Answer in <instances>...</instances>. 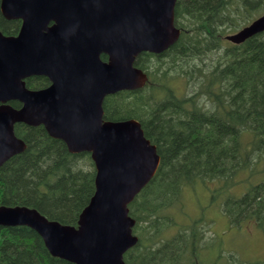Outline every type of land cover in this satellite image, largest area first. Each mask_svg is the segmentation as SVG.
<instances>
[{"label":"trees","instance_id":"16d2710c","mask_svg":"<svg viewBox=\"0 0 264 264\" xmlns=\"http://www.w3.org/2000/svg\"><path fill=\"white\" fill-rule=\"evenodd\" d=\"M263 12L264 0H177L178 39L161 53L135 59L148 76L145 86L104 98L103 118L137 119L160 156L155 174L128 205L138 242L124 254L126 262L179 264L188 252L198 255L201 220L176 224L168 212L185 199L187 187L200 183L221 181L217 191L225 195L221 207L229 224L253 221L264 231V179L248 178L264 167V32L239 44L225 39ZM14 29L0 14L1 32ZM175 76L185 79L184 96L172 87ZM25 84L42 89L48 81L30 77ZM14 132L26 147L0 165V206L25 205L76 225L95 189L90 154L69 152L42 125L17 123ZM243 171L245 189L227 194ZM175 225L177 232L161 239ZM0 264L75 263L52 256L34 230L18 225L0 226Z\"/></svg>","mask_w":264,"mask_h":264},{"label":"water","instance_id":"95a60500","mask_svg":"<svg viewBox=\"0 0 264 264\" xmlns=\"http://www.w3.org/2000/svg\"><path fill=\"white\" fill-rule=\"evenodd\" d=\"M175 2L1 0L2 14L22 23L15 36L0 31V165L26 147L15 123L43 125L69 152L90 153L95 190L76 225L25 205H1L0 226L29 227L52 256L75 264H129L123 253L138 238L128 204L153 177L160 156L138 120H104L102 102L145 84L135 57L161 53L177 40ZM262 31L264 14L226 38L240 43ZM32 75H46L51 84L28 89L24 79Z\"/></svg>","mask_w":264,"mask_h":264},{"label":"rangeland","instance_id":"374dc122","mask_svg":"<svg viewBox=\"0 0 264 264\" xmlns=\"http://www.w3.org/2000/svg\"><path fill=\"white\" fill-rule=\"evenodd\" d=\"M184 81L185 79L180 76L172 79L171 84L177 95L184 96L187 93ZM252 171V177L248 176V171L239 173L235 183L225 192L231 195L242 192L247 186L246 176L253 182L264 179L263 166H258ZM220 183L221 181H209L195 187H187L184 192L185 199L182 198L180 203L169 210L168 215L176 224H184L187 220L199 218L201 228L205 231L203 242L198 243L199 247L200 243L202 246L198 255L188 252L179 264H263L264 231L259 229L253 221H244L240 226L228 223L221 207L225 195L217 191ZM179 226L175 225L162 232L161 239L172 237ZM161 239L157 241L160 243L163 241Z\"/></svg>","mask_w":264,"mask_h":264},{"label":"flooded vegetation","instance_id":"af4514ba","mask_svg":"<svg viewBox=\"0 0 264 264\" xmlns=\"http://www.w3.org/2000/svg\"><path fill=\"white\" fill-rule=\"evenodd\" d=\"M0 3H1V0H0ZM0 14H1V16L3 17L4 20H7V21H13V22H14L15 29H14V32L12 33V35H13V36L17 35L18 32H19V29H20V27H21L22 19H21V18H7V17H5V16L2 14L1 10H0ZM52 23H53V22L51 21V22L49 23V25H51ZM102 56H104V54H101V57H102ZM30 77H43V78H46L47 81H48V84H47L46 87H48V86L51 84V80H50L46 75H32V76L26 77L25 80H26L27 78H30ZM46 87H44V88H46Z\"/></svg>","mask_w":264,"mask_h":264},{"label":"bare ground","instance_id":"6f19581e","mask_svg":"<svg viewBox=\"0 0 264 264\" xmlns=\"http://www.w3.org/2000/svg\"><path fill=\"white\" fill-rule=\"evenodd\" d=\"M225 25V24H224ZM216 165V164H215Z\"/></svg>","mask_w":264,"mask_h":264}]
</instances>
